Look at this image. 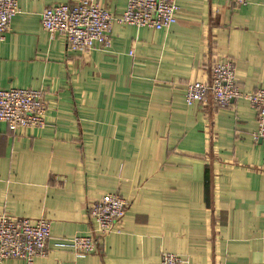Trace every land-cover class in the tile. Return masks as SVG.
Wrapping results in <instances>:
<instances>
[{"label":"crops","instance_id":"1","mask_svg":"<svg viewBox=\"0 0 264 264\" xmlns=\"http://www.w3.org/2000/svg\"><path fill=\"white\" fill-rule=\"evenodd\" d=\"M0 43V88L43 93L44 125L0 123V215L46 219L33 264H264V139L249 102L187 106L185 89L230 60L243 93L264 87V0H176L177 21L114 24L108 51L71 52L40 14L82 0H16ZM114 16L128 0H89ZM128 202L119 233L97 238L88 206ZM97 239L75 253L74 237ZM2 264H24L7 260Z\"/></svg>","mask_w":264,"mask_h":264},{"label":"built area","instance_id":"2","mask_svg":"<svg viewBox=\"0 0 264 264\" xmlns=\"http://www.w3.org/2000/svg\"><path fill=\"white\" fill-rule=\"evenodd\" d=\"M235 6H243L246 0H229ZM19 13L16 0H0V43L9 31L11 21ZM176 0H128L125 11L112 15L97 3L82 0L74 4H60L45 8L40 14L43 30L54 38L63 37L71 52L108 51L111 47L109 33L114 24L167 30L177 21ZM237 99L247 100L256 113L255 141L264 139V87L251 93H243L235 76L232 61L214 63L206 81H194L187 85L184 100L187 106L213 105L226 107ZM46 105L43 93L31 89L0 88V123L15 132L25 128H41L44 125ZM128 202L118 194H107L88 206L93 231L98 239L119 233V225L126 213ZM51 239V224L46 219L31 221L0 215V264L18 260L33 264L44 257ZM97 239L92 235L74 237L68 246L75 252L91 254L96 250ZM179 256L163 253L160 264H181Z\"/></svg>","mask_w":264,"mask_h":264}]
</instances>
